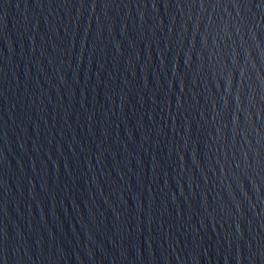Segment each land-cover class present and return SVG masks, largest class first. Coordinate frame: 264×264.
<instances>
[{
  "label": "water",
  "instance_id": "water-1",
  "mask_svg": "<svg viewBox=\"0 0 264 264\" xmlns=\"http://www.w3.org/2000/svg\"><path fill=\"white\" fill-rule=\"evenodd\" d=\"M0 264H264V0H0Z\"/></svg>",
  "mask_w": 264,
  "mask_h": 264
}]
</instances>
